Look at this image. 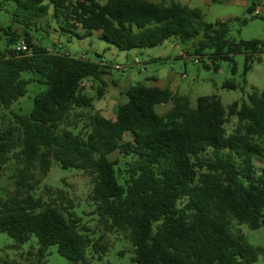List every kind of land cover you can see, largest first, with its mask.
Listing matches in <instances>:
<instances>
[{"label": "trees", "instance_id": "1", "mask_svg": "<svg viewBox=\"0 0 264 264\" xmlns=\"http://www.w3.org/2000/svg\"><path fill=\"white\" fill-rule=\"evenodd\" d=\"M7 3L14 5L12 22L22 35L7 28L13 47L0 54V110H11L27 94L30 81L22 78L24 72L37 75L46 88L35 96L29 114L11 113L8 126L0 128V174L11 159L16 164L14 192L0 196V233L17 245L35 237L40 263L51 247L69 264H87L89 247L99 256L107 252L102 237L94 241L81 224L72 201L57 203L62 190L52 198L48 189L49 201L34 195L57 163L90 178L89 200L99 226L123 234L133 247L134 264L256 263L260 249L241 231L234 234L231 224L250 231L264 228V168L255 164L256 158L264 161V90H253L226 110L216 94L199 96L193 107L187 96L138 83L121 91L125 102L112 120L93 111L94 98L83 85L104 84L110 67L50 51L34 32L47 31L46 20L47 27L58 26L59 34L86 38L98 33L120 51L201 34L195 56L209 50L212 59L232 62L234 55L245 54V71L248 54L264 44L231 43L227 21L208 23L200 9L174 1L2 0L0 12ZM255 9L252 0L247 11ZM20 38L25 52L17 49ZM223 88L236 85L228 81ZM103 94L98 88L99 97ZM167 104L159 114L157 107ZM233 117L237 125L228 134L225 126ZM114 152L121 162L109 159ZM0 264L12 263L2 259Z\"/></svg>", "mask_w": 264, "mask_h": 264}, {"label": "rangeland", "instance_id": "2", "mask_svg": "<svg viewBox=\"0 0 264 264\" xmlns=\"http://www.w3.org/2000/svg\"><path fill=\"white\" fill-rule=\"evenodd\" d=\"M154 1L160 2L161 0ZM171 1L200 9L204 21L208 23H215L217 20L227 21L229 25L227 39L231 43L259 40L264 44V11H261L258 5L259 0H256V9L252 13L247 11L248 6L244 3L245 0H219L218 3H213L212 0H166V3ZM248 1L252 2V0ZM13 7V4L7 3L0 12V26L4 29L0 32V54L13 47L7 42L9 26L12 31L22 35L20 25L12 22ZM256 10L259 13H256ZM42 23L47 31H35L34 36L50 51H60L76 57L84 56L87 59L103 62L110 67L108 73L103 77L104 84L97 81L92 89L86 83L84 84V93L94 98L93 111H99L106 118L112 120L115 119L114 108L118 106L117 104L123 103L125 99L119 88L138 83L149 85V80L152 77H163L175 82L177 84L175 91L180 95L187 96L193 107L196 106L199 96L216 94L227 110L234 101L246 100L248 94L253 90H264V46L258 52L248 54L250 68L245 71V54L234 55L232 62L212 59L209 50L205 51L203 56H195L194 45L202 38L201 34L194 39L185 41L172 37L153 48L120 51L99 39L95 34L86 38L71 37L68 34H59L56 24H52L54 27L52 29V27H47L46 20ZM47 32L50 33L49 36ZM22 41L23 38H20L19 43ZM195 59H199V62H196ZM116 66H119L120 69H117ZM234 67L236 68L235 73L232 71ZM22 78L30 81L27 86V94L15 102L11 110H0V128L8 126L12 120L11 113L29 114L33 109L35 96L46 88V85L39 82V77L31 72L22 73ZM228 81L233 82L236 88H223V84ZM98 88L104 92L102 97L98 95ZM169 107V104L160 105L157 107V112L163 114ZM236 125L237 118H231L225 126L227 133H232ZM109 159L112 161L119 159L121 162V157L117 152L110 154ZM255 164L259 170L264 168V161L260 159L256 158ZM15 168V160L11 159L0 174L1 197H7L14 192ZM36 177L39 178L38 173H36ZM48 189L54 192L52 198L56 197L57 190H62L63 199L57 203L72 201L75 212L82 217L81 224L88 229L93 240L97 241L101 236V243L107 245V252L100 256L93 253L89 247L86 251L87 264H134L132 262L133 247L123 234L121 232L108 233L99 226L97 215L94 214L95 206L89 200L92 184L90 178L83 171L74 168L62 169L57 163H54L47 176L37 186L34 195L49 201ZM231 230L234 234L241 231L248 237V241L252 245L260 249V258L254 264H264V228L250 231L247 226H239L235 221H232ZM36 250L35 237L23 245H17L8 234L0 233V260L5 259L12 264H69L66 258L57 253L55 247L49 249L48 255L40 263Z\"/></svg>", "mask_w": 264, "mask_h": 264}, {"label": "crops", "instance_id": "3", "mask_svg": "<svg viewBox=\"0 0 264 264\" xmlns=\"http://www.w3.org/2000/svg\"><path fill=\"white\" fill-rule=\"evenodd\" d=\"M154 1V0H153ZM260 3L258 4L259 7L261 8V11H264V0H259ZM245 4H247V6H249V1L248 0H245L244 1ZM258 11V10H256ZM80 32V31H79ZM96 35L97 37H99L98 33H93V35ZM149 85L148 86H152V87H158V88H161V89H170L172 92L174 93H178L175 91V89L177 88V84L175 82H172L171 80H168L166 78H156V77H152L150 80H149ZM124 84V83H123ZM89 85H91V82L89 83ZM123 86V85H122ZM130 87V86H129ZM127 85H124L123 88H119V91H125L127 89ZM120 91V92H121ZM124 96V95H123ZM125 97V96H124ZM124 102H125V99H124ZM118 105V104H117ZM116 105V106H117ZM115 109V108H114ZM115 112V111H114Z\"/></svg>", "mask_w": 264, "mask_h": 264}, {"label": "built area", "instance_id": "4", "mask_svg": "<svg viewBox=\"0 0 264 264\" xmlns=\"http://www.w3.org/2000/svg\"><path fill=\"white\" fill-rule=\"evenodd\" d=\"M256 13H259V11H256ZM17 49H18V50H21V51H23V52L27 51L28 48H27V45H26L25 41L20 42V43L18 44V46H17ZM181 55L184 56L183 54H181ZM195 61H196V62H199V59H195ZM116 68H117V69H120L119 66H116ZM84 84H85V83H83V85H84Z\"/></svg>", "mask_w": 264, "mask_h": 264}]
</instances>
